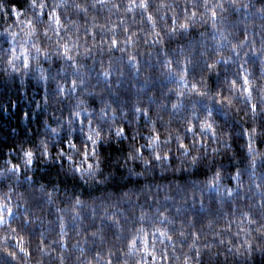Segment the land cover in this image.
<instances>
[{"label": "clouds", "instance_id": "9594fccd", "mask_svg": "<svg viewBox=\"0 0 264 264\" xmlns=\"http://www.w3.org/2000/svg\"><path fill=\"white\" fill-rule=\"evenodd\" d=\"M0 264H264V0H0Z\"/></svg>", "mask_w": 264, "mask_h": 264}]
</instances>
